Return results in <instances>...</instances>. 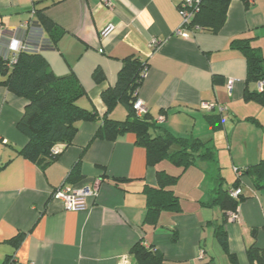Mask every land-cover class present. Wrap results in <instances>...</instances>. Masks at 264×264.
I'll list each match as a JSON object with an SVG mask.
<instances>
[{"label":"crops","instance_id":"1","mask_svg":"<svg viewBox=\"0 0 264 264\" xmlns=\"http://www.w3.org/2000/svg\"><path fill=\"white\" fill-rule=\"evenodd\" d=\"M180 1L114 0L104 7L100 0H0V55H7L11 35L37 42L55 75H75L85 91L77 104L98 117L79 122L72 142L39 164L19 154L27 137L16 125L26 100L0 85V264H135L130 250L139 241L169 264H230L213 236L222 212L201 203L210 197L214 177L220 175L222 187L231 188L233 167L264 160V104L243 99L245 87L252 92L257 83H246V60L230 46L233 39H249L264 56V0H229L217 32L196 29L187 38L175 33ZM36 8H44L65 31L55 46L31 14ZM24 21H30L25 29ZM131 53L147 62L137 97L149 115H163L157 125L175 136L210 140L215 163L199 162L184 171L167 160L150 166L133 133L113 141L95 137L106 109L101 92L114 85L121 59ZM96 67L104 74L100 82L92 78ZM202 101L226 110L205 112ZM119 106L110 114L115 120L126 116ZM207 115H220L222 126L211 128ZM226 168L231 182L224 186ZM157 169L179 175L170 188L180 210L160 211L153 224L145 222L144 190L157 186ZM60 186H90L96 195L87 198L85 210L66 211L51 197ZM239 187L238 219H227L225 229L238 264H249L250 245L264 250V186L255 187L244 175Z\"/></svg>","mask_w":264,"mask_h":264},{"label":"trees","instance_id":"2","mask_svg":"<svg viewBox=\"0 0 264 264\" xmlns=\"http://www.w3.org/2000/svg\"><path fill=\"white\" fill-rule=\"evenodd\" d=\"M242 1L246 4L248 0ZM228 2L229 0H193L192 7L198 6V11L184 25V29L189 32L196 29L217 32L225 21ZM43 10L44 8L34 9V15L43 33L55 46L65 31L46 16ZM230 46L240 51L246 60V83L264 80V56L251 46L249 39H233ZM146 67L147 62L137 53L121 59L114 85L107 87L100 95L106 109L95 137L113 141L126 132L133 133L135 144L144 148L146 161L150 166L167 160L184 171L188 166L198 165L199 162L215 163V150L210 140L203 141L193 135L175 136L157 125L162 122H157V117L152 118L148 112L141 116L136 115L134 103L138 99L137 91ZM92 78L95 82L104 78L99 67L93 70ZM0 85L26 100L23 115L16 125L27 137L19 154L33 162L44 165L55 159L59 154L50 157V149L54 145L62 144L64 148L72 142L79 122L98 119L96 112L77 104L85 91L75 75H55L40 50L21 49L11 66L0 55ZM243 99L264 104V90L251 92L245 87ZM117 105L123 106L126 111L122 120L110 117ZM225 110L218 112L224 113ZM206 118L211 128L218 129L222 126L220 115H207ZM77 167L75 165L73 170ZM233 168L239 174L234 173L235 179L231 188L222 187L223 177L220 175L214 177L211 195L201 204L205 207H217L222 212L221 222L213 223V236L229 263L238 264L236 255L229 250L225 221L227 213L236 210L242 195L234 199L230 197L229 191L240 188L239 181L244 175L251 179L255 187L264 186V160L244 168ZM178 178L179 175L169 174L163 169L156 170L157 186H146L144 190L147 198L145 222L156 223L162 210H180L178 197L170 188ZM130 254L135 264H169L161 253L141 241L131 247ZM246 257L249 264H264V250L254 244L246 249Z\"/></svg>","mask_w":264,"mask_h":264},{"label":"built area","instance_id":"3","mask_svg":"<svg viewBox=\"0 0 264 264\" xmlns=\"http://www.w3.org/2000/svg\"><path fill=\"white\" fill-rule=\"evenodd\" d=\"M113 1L114 0H100V4L104 7H110L113 5ZM192 5H193V0H181L178 5V11L181 16V25L175 31V33L182 38H187L189 36L190 32L184 29V25L189 23L190 20L193 18L194 14L198 11V6L192 7ZM31 14L34 15L33 10L31 11ZM29 24L30 21H24L21 24V27L25 29L28 27ZM110 28H111L110 25L105 27L103 33H105ZM36 43L31 45L30 43L27 42V40L11 35L7 39V44H6L7 55L3 57L7 59L8 65L11 66L13 63H15L17 54L21 49L40 50V47ZM156 43H157L156 40L152 41L153 45H155ZM226 88L228 93L230 94L233 88L232 79H228L226 81ZM257 90L258 91L264 90V80L257 82ZM199 107L204 111H210L214 108H217L219 112H222L226 109L225 106H223L222 104H217L212 101L211 102L202 101L199 104ZM134 110L137 116H141L147 112L146 107L139 99H137L134 103ZM156 121L163 122L164 121L163 115H159ZM62 150H63L62 144L54 145L50 149V157L51 158L55 157V155L60 154ZM233 171L234 173H237L236 168H233ZM240 194H241L240 188L231 189L229 191L230 197L234 199L238 198ZM95 195H96V188L90 186H83L81 188H70L66 186H60L55 188L51 193L52 198L58 199L62 202L63 207L66 211L85 210L87 208V202H86L87 198ZM227 219L229 221H235L236 219H238L236 210L229 211L227 213Z\"/></svg>","mask_w":264,"mask_h":264},{"label":"rangeland","instance_id":"4","mask_svg":"<svg viewBox=\"0 0 264 264\" xmlns=\"http://www.w3.org/2000/svg\"><path fill=\"white\" fill-rule=\"evenodd\" d=\"M119 107H121V106H119ZM123 107V106H122ZM121 109V108H120ZM223 175H225L226 176V181H225V183H224V186H227V184H230V178H231V171H230V169L229 168H226V169H223V173H222ZM234 174V173H233ZM219 249H220V247H219Z\"/></svg>","mask_w":264,"mask_h":264}]
</instances>
